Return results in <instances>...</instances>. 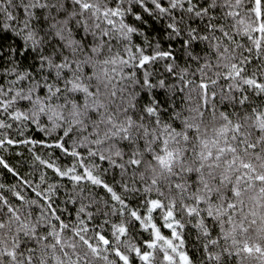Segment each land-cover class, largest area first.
Wrapping results in <instances>:
<instances>
[{"label": "snow or ice", "instance_id": "6c2138e0", "mask_svg": "<svg viewBox=\"0 0 264 264\" xmlns=\"http://www.w3.org/2000/svg\"><path fill=\"white\" fill-rule=\"evenodd\" d=\"M0 170V264H264V0H0Z\"/></svg>", "mask_w": 264, "mask_h": 264}, {"label": "trees", "instance_id": "16d2710c", "mask_svg": "<svg viewBox=\"0 0 264 264\" xmlns=\"http://www.w3.org/2000/svg\"><path fill=\"white\" fill-rule=\"evenodd\" d=\"M16 160H17L16 157H12V158L10 159V162H12V163H16ZM29 163H30V161H29ZM37 167H39V166H37ZM29 170H30V169H28V168H24V167L20 168V171H21L22 173H24V172H26V171H29ZM35 175H36L37 178H38L39 172L37 171V172L35 173ZM49 175H51L50 170H49ZM12 179H13V178H12L9 174H6V173L3 172V170H0V181H2V182H11Z\"/></svg>", "mask_w": 264, "mask_h": 264}]
</instances>
